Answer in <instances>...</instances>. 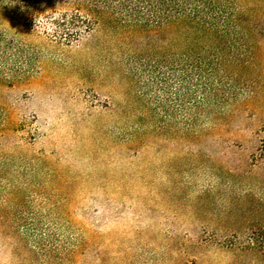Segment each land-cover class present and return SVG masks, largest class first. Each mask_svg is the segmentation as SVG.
Listing matches in <instances>:
<instances>
[{
    "label": "rangeland",
    "instance_id": "1",
    "mask_svg": "<svg viewBox=\"0 0 264 264\" xmlns=\"http://www.w3.org/2000/svg\"><path fill=\"white\" fill-rule=\"evenodd\" d=\"M183 6L175 76L144 21L67 42L41 17L0 20L32 59L0 86V264H264V0ZM193 15L199 60L219 58L217 106L187 135Z\"/></svg>",
    "mask_w": 264,
    "mask_h": 264
},
{
    "label": "trees",
    "instance_id": "2",
    "mask_svg": "<svg viewBox=\"0 0 264 264\" xmlns=\"http://www.w3.org/2000/svg\"><path fill=\"white\" fill-rule=\"evenodd\" d=\"M58 8L63 11H58ZM40 17L58 28L57 37L67 42L77 40L82 32L95 25L118 18L129 22L144 21V25H151L156 34L162 31L166 33L171 51L168 62L170 70H173L174 76L180 70L179 56L187 25L183 0H0V20L3 22L18 23ZM195 25L193 15L189 24L192 47L189 55L182 60L185 67L181 82L186 86L183 107L187 135L197 133L204 123V112L217 106L212 97L214 83L217 82L214 66L219 63V58L209 54L199 60L195 50ZM206 29V37L211 39V29ZM31 61L25 53L23 42L0 29V86L11 87L26 80ZM146 67L153 73L163 68L157 59ZM159 84L165 85L166 80H160ZM71 253L73 257L80 253L77 243L73 244Z\"/></svg>",
    "mask_w": 264,
    "mask_h": 264
}]
</instances>
